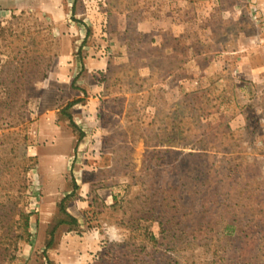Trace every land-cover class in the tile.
<instances>
[{
  "label": "rangeland",
  "instance_id": "374dc122",
  "mask_svg": "<svg viewBox=\"0 0 264 264\" xmlns=\"http://www.w3.org/2000/svg\"><path fill=\"white\" fill-rule=\"evenodd\" d=\"M152 2L0 0V264H264V15Z\"/></svg>",
  "mask_w": 264,
  "mask_h": 264
},
{
  "label": "crops",
  "instance_id": "0c3cea01",
  "mask_svg": "<svg viewBox=\"0 0 264 264\" xmlns=\"http://www.w3.org/2000/svg\"><path fill=\"white\" fill-rule=\"evenodd\" d=\"M153 1L148 3L144 8L143 16L145 21L142 23V31L145 32H162V31H174L180 32L181 28L184 25H190L194 22H199V16L205 14L208 17H213L217 13H227L230 16H239L242 10H249L252 7L257 8L260 12V15H264V0H246L241 2V0H236L233 4H228L227 0H148ZM255 4V5H254ZM148 16H152L148 17ZM156 16V18H154ZM167 17H171L169 22H167ZM255 58V59H254ZM68 63V62H66ZM88 64V63H86ZM84 64V68H86ZM189 64L192 68L197 67V59L195 57H190ZM220 64V61L215 62L212 66L210 72H206L209 77L219 74V69L216 67ZM239 70L247 78L257 79L259 82H262L264 79V56L256 55L252 57L251 54H242L238 62ZM77 76V75H76ZM76 78V77H72ZM70 80L69 78H67ZM192 79H194L192 77ZM223 79V78H222ZM221 79V80H222ZM195 83H191V87ZM45 123H52L54 129V134L51 137L58 136L57 131V121L58 113H50L46 115L43 119ZM44 123V124H45ZM47 124V123H46Z\"/></svg>",
  "mask_w": 264,
  "mask_h": 264
},
{
  "label": "trees",
  "instance_id": "16d2710c",
  "mask_svg": "<svg viewBox=\"0 0 264 264\" xmlns=\"http://www.w3.org/2000/svg\"><path fill=\"white\" fill-rule=\"evenodd\" d=\"M76 104H78L77 102H72L70 104L67 105V107L65 109H63V113L65 114V110H68L70 108H72L73 106H75ZM70 119V117H69ZM60 212H62L65 216H66V219H62L60 221H58L57 225L55 226L54 230L60 226V225H63V224H69V225H73V226H77L78 225V221L76 218L72 217L68 212H67V209L65 207V199L64 201L61 202L60 204ZM21 219L23 220V225L25 227V232H28L29 230V222H30V215L28 214H25V213H22L21 214ZM160 225L162 227V230L165 231L164 229V223L162 221H160ZM229 228V227H228ZM53 230V231H54ZM53 231H52V238L53 239ZM150 240H153V241H156L155 238L151 235L150 237ZM52 240L49 241L48 243V248H50L52 246Z\"/></svg>",
  "mask_w": 264,
  "mask_h": 264
}]
</instances>
